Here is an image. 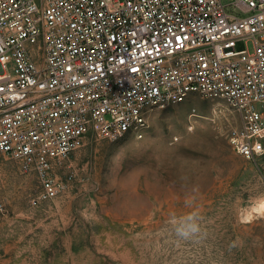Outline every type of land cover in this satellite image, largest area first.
Returning a JSON list of instances; mask_svg holds the SVG:
<instances>
[{
    "label": "built area",
    "instance_id": "1",
    "mask_svg": "<svg viewBox=\"0 0 264 264\" xmlns=\"http://www.w3.org/2000/svg\"><path fill=\"white\" fill-rule=\"evenodd\" d=\"M192 92L238 113L236 154H264V0H0V152L37 173V200L91 137L141 138Z\"/></svg>",
    "mask_w": 264,
    "mask_h": 264
},
{
    "label": "rangeland",
    "instance_id": "2",
    "mask_svg": "<svg viewBox=\"0 0 264 264\" xmlns=\"http://www.w3.org/2000/svg\"><path fill=\"white\" fill-rule=\"evenodd\" d=\"M238 123L192 92L153 109L141 138L91 137L54 167L66 187L47 200L37 173L0 152V264H264V154L232 150ZM193 211L200 236L181 238Z\"/></svg>",
    "mask_w": 264,
    "mask_h": 264
},
{
    "label": "clouds",
    "instance_id": "3",
    "mask_svg": "<svg viewBox=\"0 0 264 264\" xmlns=\"http://www.w3.org/2000/svg\"><path fill=\"white\" fill-rule=\"evenodd\" d=\"M176 233L184 239H198L201 233L199 214L193 211L183 217L176 226Z\"/></svg>",
    "mask_w": 264,
    "mask_h": 264
},
{
    "label": "bare ground",
    "instance_id": "4",
    "mask_svg": "<svg viewBox=\"0 0 264 264\" xmlns=\"http://www.w3.org/2000/svg\"><path fill=\"white\" fill-rule=\"evenodd\" d=\"M255 211H264V201L259 203L258 205L256 204V206L253 208ZM262 213V212H261Z\"/></svg>",
    "mask_w": 264,
    "mask_h": 264
}]
</instances>
